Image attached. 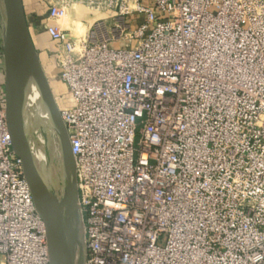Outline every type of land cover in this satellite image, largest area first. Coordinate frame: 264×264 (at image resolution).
Instances as JSON below:
<instances>
[{"label":"built area","instance_id":"1","mask_svg":"<svg viewBox=\"0 0 264 264\" xmlns=\"http://www.w3.org/2000/svg\"><path fill=\"white\" fill-rule=\"evenodd\" d=\"M40 3L66 90L82 264H264V0ZM76 6L105 17L62 30ZM2 60L0 48V264H52Z\"/></svg>","mask_w":264,"mask_h":264},{"label":"water","instance_id":"2","mask_svg":"<svg viewBox=\"0 0 264 264\" xmlns=\"http://www.w3.org/2000/svg\"><path fill=\"white\" fill-rule=\"evenodd\" d=\"M3 8H5L2 49L6 87L5 112L8 130L12 138V148L14 153L22 161L23 173L29 184L36 210L44 222L51 263L82 264V262H77L75 260L74 247L72 243H69L64 215H62L63 204L70 202V200L78 208L74 162L71 153H69L67 133L61 122L59 112L55 109L56 117L59 121V129L57 130L65 143L66 151L71 160V180L68 186L64 187V189H60L59 192H55L47 186L45 187L42 182L33 164L31 154H29L28 148L25 145L22 133V124L20 120L22 91L18 57L24 53V51H28L32 56L35 53L29 29L26 25L22 0H3ZM40 76L44 83L41 74ZM59 194L61 196L60 199L58 198ZM79 254L82 257V250H80Z\"/></svg>","mask_w":264,"mask_h":264},{"label":"rangeland","instance_id":"3","mask_svg":"<svg viewBox=\"0 0 264 264\" xmlns=\"http://www.w3.org/2000/svg\"><path fill=\"white\" fill-rule=\"evenodd\" d=\"M146 5H149L146 3ZM145 5V6H146ZM5 8H3V12H1L0 17V29H3L4 20H5ZM76 20L71 22L70 17H66L65 19L58 22V26L61 29L71 28L75 34H84L85 24H80V20H87L88 25L91 19H96L100 17H105L102 15H96L94 17L93 14L89 15V11L83 7L76 6ZM128 20L131 23H138L137 15H132L128 17ZM94 21V22H95ZM72 23V25H70ZM109 21L104 23V27L109 29ZM33 43V42H32ZM1 50L3 49V42H0ZM35 49V48H34ZM50 50H46L44 53H40L35 49V53L33 54V58L35 61L36 68L40 71V74L43 77L44 83L43 87L49 91L51 95V101L55 106L57 112L61 107V96L66 93L65 87L59 81V69H57L56 62H54V57H56V50L54 49V55H50L48 52ZM3 54V50H2ZM45 57L47 60H45ZM41 58L46 62V67L48 69L44 70L45 66L41 64ZM56 60V59H55ZM3 61V60H2ZM32 81V80H30ZM43 82V81H42ZM43 87H41L43 89ZM26 95L29 96L30 90L29 88L25 89ZM42 95V94H41ZM43 97V95H42ZM26 101V100H25ZM24 103V102H23ZM40 107L34 108L35 117L40 120L42 129L40 131L26 130L28 136L32 141H35L36 145L34 148H31V153L34 154L36 162L39 166V174L41 175L45 185L53 191L59 192V189H64V187L68 186L71 180V160L69 158V154L66 151L65 143L60 136V133L57 130L56 123L53 117L50 115V122L53 124L49 128L44 123V119L42 118V114H40ZM40 110V111H39ZM39 112V113H38ZM38 113V114H37ZM21 124L23 125L26 122V116L22 113L20 114ZM43 121V122H42ZM60 194L58 198L60 199ZM62 215H64L65 225L67 228V236L69 243H72L75 251V260L78 262H82V257L79 252L83 249L84 245V236L82 229V215L80 210L70 202L63 204L62 207ZM80 264V263H77Z\"/></svg>","mask_w":264,"mask_h":264},{"label":"bare ground","instance_id":"4","mask_svg":"<svg viewBox=\"0 0 264 264\" xmlns=\"http://www.w3.org/2000/svg\"><path fill=\"white\" fill-rule=\"evenodd\" d=\"M95 19H91L89 24L94 23ZM78 35V34H76ZM19 70L21 72V101H20V112L26 116V122L22 125V133L26 147L28 148L29 154H31L33 164L39 174V166L36 162L34 154L31 153V148H34L36 143L32 141L26 133V130L40 131L42 129L40 120H38L34 115V108L40 107V114L44 119V123L49 128L53 125L50 122V115L53 117L57 129H59V121L56 117L55 106L51 101V95L45 87H43L42 78L40 76L39 70L34 65L33 56L28 52L24 51L18 57ZM32 80V81H30ZM43 87V89L41 88ZM29 88L30 94L26 95L25 89ZM43 97H42V95ZM26 100V101H25ZM24 102V103H23ZM39 113V112H38ZM37 113V114H38ZM43 122V121H42ZM41 177V175L39 174ZM42 182L44 183L42 177ZM45 185V183H44ZM47 185H45L46 187Z\"/></svg>","mask_w":264,"mask_h":264},{"label":"crops","instance_id":"5","mask_svg":"<svg viewBox=\"0 0 264 264\" xmlns=\"http://www.w3.org/2000/svg\"><path fill=\"white\" fill-rule=\"evenodd\" d=\"M22 8H24L26 25H27V28L29 29L30 37L33 42L34 48L40 53H44L46 50H50L48 53L53 56L54 55V51H53L54 43L48 37L46 33V28H45L46 7H43L41 5L40 0H22ZM1 12H3V0H0V15H1ZM76 14H77L76 7H73L68 10L66 17H70L71 22H73L77 18ZM94 16L95 15H93L92 17ZM101 19H103V17L97 18L96 21H100ZM86 22L88 21L84 19L80 20V24H85ZM70 25H72V23ZM62 30L73 32L71 28L69 29L66 28ZM119 46H120L119 44L112 45V47H119ZM53 57H54V62H56L55 60L56 57L55 56ZM45 60H47L46 57H45ZM45 60L41 58V64L42 66H45L44 70L48 69V67H46L47 61Z\"/></svg>","mask_w":264,"mask_h":264}]
</instances>
